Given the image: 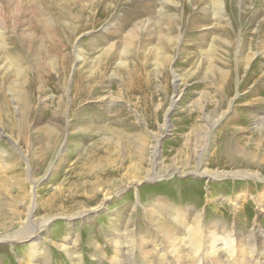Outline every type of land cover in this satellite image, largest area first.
Masks as SVG:
<instances>
[{
  "label": "rangeland",
  "instance_id": "1",
  "mask_svg": "<svg viewBox=\"0 0 264 264\" xmlns=\"http://www.w3.org/2000/svg\"><path fill=\"white\" fill-rule=\"evenodd\" d=\"M0 264H264V0H0Z\"/></svg>",
  "mask_w": 264,
  "mask_h": 264
},
{
  "label": "bare ground",
  "instance_id": "2",
  "mask_svg": "<svg viewBox=\"0 0 264 264\" xmlns=\"http://www.w3.org/2000/svg\"><path fill=\"white\" fill-rule=\"evenodd\" d=\"M33 231V230H32ZM32 232H31V228L30 229H28L27 231H24L23 233H18L19 234V238L18 239H26V238H30L31 236H29L30 234H31ZM17 234V235H18ZM34 237V236H33ZM10 238H12V237H10ZM9 238V239H10ZM34 239V238H33ZM23 242V241H22ZM214 243H217V242H214ZM216 245V244H215ZM220 245V244H219ZM214 250H215V246H213L212 247V249H211V253H213L214 252Z\"/></svg>",
  "mask_w": 264,
  "mask_h": 264
}]
</instances>
